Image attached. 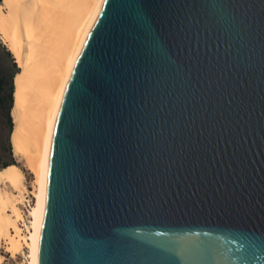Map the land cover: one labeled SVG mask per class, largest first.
Here are the masks:
<instances>
[{
	"label": "water",
	"instance_id": "1",
	"mask_svg": "<svg viewBox=\"0 0 264 264\" xmlns=\"http://www.w3.org/2000/svg\"><path fill=\"white\" fill-rule=\"evenodd\" d=\"M31 264H264V0H99Z\"/></svg>",
	"mask_w": 264,
	"mask_h": 264
},
{
	"label": "bare ground",
	"instance_id": "2",
	"mask_svg": "<svg viewBox=\"0 0 264 264\" xmlns=\"http://www.w3.org/2000/svg\"><path fill=\"white\" fill-rule=\"evenodd\" d=\"M99 0H2L0 34L20 70L14 75L11 117L12 150L25 158L37 185L29 223L21 208L27 190L15 163L0 169V246L12 256L29 248L31 264L34 229L44 154L50 127L66 78ZM12 187V191L9 188ZM10 189V191L8 190ZM26 193V192H25ZM0 264L2 256L0 255Z\"/></svg>",
	"mask_w": 264,
	"mask_h": 264
},
{
	"label": "rangeland",
	"instance_id": "3",
	"mask_svg": "<svg viewBox=\"0 0 264 264\" xmlns=\"http://www.w3.org/2000/svg\"><path fill=\"white\" fill-rule=\"evenodd\" d=\"M1 2L2 0H0V3ZM16 69L20 70L13 54L4 43L0 34V79L2 80V84L0 86V98H1L0 100V165L4 161L13 160L15 164L19 166L24 176V183L27 190L24 191L23 195L29 194V196H32L37 190L36 189L37 185L35 183L36 177L32 169L28 165L27 161H25L26 159L14 155L13 153L12 150L13 128L10 133L9 125L7 122V115H6V110H7L6 96L8 93L9 84L11 80L14 79L12 75ZM10 115H11V110H10ZM9 143H10V149H9ZM9 188L12 191V187L9 186ZM9 188L8 190L10 191ZM18 206L21 208L20 203L18 204ZM0 255L2 256L3 264H28L29 262V248L24 245L21 251H19L14 256H12L9 252L5 250V246L2 243V245L0 246Z\"/></svg>",
	"mask_w": 264,
	"mask_h": 264
},
{
	"label": "trees",
	"instance_id": "4",
	"mask_svg": "<svg viewBox=\"0 0 264 264\" xmlns=\"http://www.w3.org/2000/svg\"><path fill=\"white\" fill-rule=\"evenodd\" d=\"M19 70L16 69L12 75V77H14V75L18 72ZM2 84V80L0 79V86ZM14 92H15V88L13 85V80H11L10 84H9V89H8V93H7V110H6V115H7V122L9 125V131L11 133L12 128H13V122H12V117L10 115V110L11 107L13 106V96H14ZM1 100V98H0ZM9 149H10V143H9ZM11 163H15L13 160H8V161H4L2 162V164L0 165V169L1 168H6L8 165H10Z\"/></svg>",
	"mask_w": 264,
	"mask_h": 264
},
{
	"label": "built area",
	"instance_id": "5",
	"mask_svg": "<svg viewBox=\"0 0 264 264\" xmlns=\"http://www.w3.org/2000/svg\"><path fill=\"white\" fill-rule=\"evenodd\" d=\"M33 202H34L33 195L29 196V194H26L24 202L21 204V211L25 219L20 222L22 229H26V226L30 224L29 223L30 221L29 220V209L31 208V205L33 204Z\"/></svg>",
	"mask_w": 264,
	"mask_h": 264
}]
</instances>
